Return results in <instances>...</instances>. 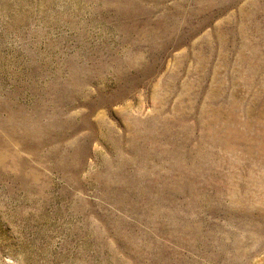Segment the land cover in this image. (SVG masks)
<instances>
[{
  "label": "rangeland",
  "instance_id": "374dc122",
  "mask_svg": "<svg viewBox=\"0 0 264 264\" xmlns=\"http://www.w3.org/2000/svg\"><path fill=\"white\" fill-rule=\"evenodd\" d=\"M0 158V264H264V0H0Z\"/></svg>",
  "mask_w": 264,
  "mask_h": 264
},
{
  "label": "bare ground",
  "instance_id": "6f19581e",
  "mask_svg": "<svg viewBox=\"0 0 264 264\" xmlns=\"http://www.w3.org/2000/svg\"><path fill=\"white\" fill-rule=\"evenodd\" d=\"M33 138V137H32ZM27 139H28V137H27ZM33 140V139H32ZM29 142V141H28ZM31 142V141H30ZM34 142H35V140H34ZM31 145L33 146V144H30V147H31ZM28 148H29V146H28ZM33 148V147H32ZM4 158H6V157H3V159ZM5 160V159H4ZM4 160H3V162H4ZM7 160V159H6ZM0 161H1V158H0ZM5 168V167H4Z\"/></svg>",
  "mask_w": 264,
  "mask_h": 264
}]
</instances>
